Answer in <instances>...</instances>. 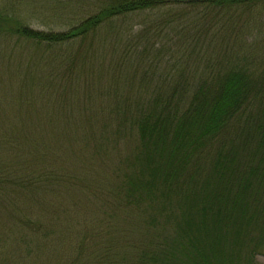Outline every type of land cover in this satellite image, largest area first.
Returning <instances> with one entry per match:
<instances>
[{"label":"trees","instance_id":"trees-1","mask_svg":"<svg viewBox=\"0 0 264 264\" xmlns=\"http://www.w3.org/2000/svg\"><path fill=\"white\" fill-rule=\"evenodd\" d=\"M74 3L73 14L83 15L68 32L24 31L52 49L45 78L59 88L73 85L74 93L91 86L105 99V110L76 132L84 141L89 135L98 141L92 144L96 156H90H100L94 160L101 169L79 158L72 168L52 173L58 189L66 176L71 186L82 180L95 193L91 184L110 170L118 182L109 213L96 198L108 223L92 225L95 212L59 190L67 215L54 207V219L44 207L43 219L0 213L10 221L0 224V238L13 241L0 264H252L256 245L264 242V58L252 67L255 45L249 51L236 41L219 47L227 33L205 28L210 20L201 14H258L250 27L261 28L264 0ZM40 60L43 65V54ZM76 94L71 96L79 102ZM108 143L119 154L127 147L122 158H111L114 167L110 160L106 166ZM5 166L0 162V193L15 184L34 189L21 173L6 182ZM9 201L2 193L0 204ZM120 211L126 223H117ZM27 227L39 235L31 239ZM251 229L261 235L250 237ZM96 238L103 243L98 252L89 247Z\"/></svg>","mask_w":264,"mask_h":264},{"label":"rangeland","instance_id":"rangeland-1","mask_svg":"<svg viewBox=\"0 0 264 264\" xmlns=\"http://www.w3.org/2000/svg\"><path fill=\"white\" fill-rule=\"evenodd\" d=\"M77 5L74 0H0V162L6 163L2 172L9 171L3 174L8 176L6 182L11 181V176L21 173L23 179L29 181L30 186L34 185L33 189L15 184L17 187L1 192V197L2 193L9 195L10 203H1L0 213L5 215L10 211H21L29 220L43 219L44 207L54 219L56 216L54 207L67 215L70 208L61 203V201L67 203V200L63 197L64 192H61L62 194L59 192L65 189L72 195L70 198L72 203L76 200L86 204L91 212H95L92 225L99 220V227L105 228L102 226L108 223V216L98 208L97 199L104 203V209L109 213V204L113 201L111 193L118 182L116 176L106 169L107 176L98 183L91 184L95 192L91 193L90 185L87 186L81 180L79 187L71 186V181L66 176L61 177V180L65 181L64 187L56 188L60 186L59 180L52 173L53 169H58L60 173L63 169L72 168L79 158L91 165L94 171L101 169L94 160L100 156L91 158L96 156L92 144H98V141L91 135L84 141L80 138V133L76 132L85 128L90 116H97L105 110V99L93 95L91 86L84 87L76 94L73 92V85L71 87L67 85L66 89H63L59 88L55 81L45 78L43 72L51 65L48 58L52 49L46 44L29 40L24 31L26 28L56 34L68 32L70 28H74L71 27L75 24L74 19L78 15H83L73 14ZM201 15L210 20L205 28L221 29L227 33L229 40L227 42L218 40L219 47L228 43L233 45L236 41L238 44L247 43L249 51L250 46L255 45L254 48L259 49V54L255 57L252 67L254 65L257 67L258 60L264 58V26L251 29L250 24L253 17L258 14ZM234 17L236 25L232 22ZM117 21L119 20H115ZM202 43L207 44L208 41ZM42 54L43 65L40 60ZM207 55L210 56L208 53ZM35 56L37 57L34 58ZM108 80L112 79L108 77ZM73 94H76L79 102L71 96ZM110 122L113 123L114 119ZM12 132L16 133V138H11ZM83 144L88 150L83 151ZM112 144L107 145V167H110L109 160L111 167L117 166L116 160L111 159L114 155L115 158H122L126 154L127 147L122 146L119 154L117 150L111 151ZM32 171L35 174L31 177ZM17 183L20 184L18 181ZM50 183L52 185H47ZM54 192L57 196L46 194ZM154 211H158L156 206ZM124 216L121 211L117 213L115 216L119 218L117 223H126ZM9 223L10 221L0 218V224ZM27 230L25 232H28L31 239L34 235H39L35 227L32 233L28 227ZM248 235L254 238L260 236L261 232L251 229ZM0 240H2L0 255L9 253L13 246L12 239L3 237ZM102 245V241L96 238L90 242L89 247L98 252ZM44 251L46 250H42L41 256L48 257ZM67 253L68 250L60 251L59 256ZM248 253L247 248L242 250L243 258H246ZM250 258L252 264H264V242L256 245Z\"/></svg>","mask_w":264,"mask_h":264}]
</instances>
